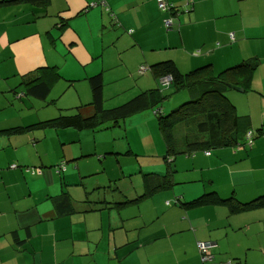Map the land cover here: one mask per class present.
I'll return each instance as SVG.
<instances>
[{
  "label": "crops",
  "instance_id": "crops-1",
  "mask_svg": "<svg viewBox=\"0 0 264 264\" xmlns=\"http://www.w3.org/2000/svg\"><path fill=\"white\" fill-rule=\"evenodd\" d=\"M94 1L50 0L46 10L0 6V264H201L196 243L203 242L211 245L208 264H264V208L233 214L225 205H166L201 192L241 202L264 195V0H191L188 6L163 0L174 5L167 13L157 0H101L99 7ZM59 22L68 27L57 30ZM247 61L257 64L249 87L228 89L226 96L248 119L252 146L245 134L234 147L198 149L168 162L150 114L144 126L155 136L137 148L126 149L118 128L5 133L76 109L90 116L87 78L97 74L104 107L112 108L158 87L152 74H136L140 65L171 62L181 74L210 65L218 74ZM23 75L50 86L45 100L23 94ZM177 99L164 104L166 111L177 108ZM49 106L57 110L46 112ZM124 124L127 132L132 123ZM179 148L185 147L179 142ZM146 156L159 160H137ZM137 177L132 191L121 189ZM155 178L184 185L165 182L155 190Z\"/></svg>",
  "mask_w": 264,
  "mask_h": 264
},
{
  "label": "trees",
  "instance_id": "trees-1",
  "mask_svg": "<svg viewBox=\"0 0 264 264\" xmlns=\"http://www.w3.org/2000/svg\"><path fill=\"white\" fill-rule=\"evenodd\" d=\"M190 2L191 0H186V6ZM49 3L50 0H3L0 1V6L20 7L27 5L36 9L46 10ZM92 5L94 7H99V5L105 6L101 0H95ZM171 7H174V5L171 4ZM159 10L167 13V9ZM177 12L174 14L176 15ZM171 15L173 16L172 13ZM165 20H171L170 16L163 20V24ZM171 26H164V28L170 29ZM56 27L57 30L62 31L68 27V24L66 22H59V26ZM127 34L131 35L132 31H127ZM256 65L252 61H247L230 67L218 74L212 73L210 65L196 68L185 74L179 73L171 62H159L150 66L140 65L136 70V74L138 76L152 74L158 80V87L143 91L127 102L112 108L104 107L102 76L97 74L87 78L91 90V100L84 107H92L94 112L90 116L82 117L78 112L79 109H76V113L60 115L54 120L46 121L41 126L31 125L25 129H13L5 131V133L16 135L25 132L26 129L27 131H31L39 127H72L79 130L108 131L114 128L120 129L122 125H125V121L142 120L145 123L144 116L150 114L149 111H151V119L153 116L156 117L157 131L166 144L164 154V159L166 160L172 158V161L176 155L186 154L198 149L234 147L237 144H241L243 136H246L249 121L246 117H239L236 114L234 105L226 96V91L228 89L235 90L241 88L243 91H246ZM230 76L237 78L238 82H231ZM57 77L58 75L54 74L53 81ZM20 78V85L23 86L25 90L23 94L26 96L33 99L45 100L49 95L50 86L40 79L25 75ZM165 78H169L170 80L165 82ZM168 89L170 90V96L179 93H185L184 95L187 96L185 100L178 98L177 100H179L180 105L170 112L166 111L164 107V101L167 98L165 90ZM247 136L252 146V133H248ZM179 142L185 148L180 149ZM167 161L169 162V160ZM16 167L13 165L10 169H15ZM60 167L62 168V166ZM58 168H56V171L60 172ZM36 170L39 169L23 168V171L27 173L39 174ZM152 176L154 175L148 174L146 177ZM153 180H156L154 182L155 190L161 189L165 185V182L166 184H174L173 181H168L163 178H155ZM178 183L176 182L175 184ZM201 193L203 194L194 199L188 201L174 199L166 203V205L173 204L186 209H195L209 205H225L229 208L230 213L233 214L264 208V195L246 202H241L232 197L220 199L215 193ZM149 194L138 197L133 201L116 203L115 206L123 207L134 201L137 202L142 198L145 199L150 196ZM196 247L200 263H210L213 258L211 248L208 249L211 260L203 262L201 260L203 254L199 248V244L196 243ZM262 252L264 253V250Z\"/></svg>",
  "mask_w": 264,
  "mask_h": 264
},
{
  "label": "rangeland",
  "instance_id": "rangeland-1",
  "mask_svg": "<svg viewBox=\"0 0 264 264\" xmlns=\"http://www.w3.org/2000/svg\"><path fill=\"white\" fill-rule=\"evenodd\" d=\"M165 93L167 94V98L165 99L164 103H170V100L174 99L175 96L178 97V98H181V96L184 95V94H182V95H172V96H170L169 95L170 94V90L169 89L165 90ZM55 110H57V107L49 106V108L47 109L46 112H48V111L49 112H55ZM149 113L151 114V111H149ZM152 119L155 120V122H156V117L155 116H153ZM130 122L132 123V126L127 128V132H125L124 129H122L123 125L121 126L120 129L119 128L117 129L123 134V138H122V140L120 142L125 144L126 149H129V147L131 145H133L135 148H137V146L139 145L140 141H143V142H147L148 141L149 142V141H151L154 138V136H155L153 134L154 133V129H152L150 126H144L145 123H143L142 120H135V121L131 120ZM132 130H135V133L134 134H128ZM155 133L157 134L158 132L155 131ZM99 134H100V132L95 133L96 136L99 135ZM158 135H159V133H158ZM121 159L122 160H128V159L125 158V156H122ZM153 159L154 160H159V158L157 156H153V158H150L149 156H146L145 158H137V160H152V161H153ZM129 160H136V156L129 157ZM143 168L145 170H148L145 167H143ZM138 179L139 178L137 177L135 180H132V182H130L129 180H127L126 182H121L120 183L121 189L126 188L127 191H132L134 189V187L137 185ZM179 181H182V180H179ZM183 185L184 184H182V183L181 184H176V186H180V187H182ZM201 194H203V193H200V194L196 195L195 197L190 198V200L198 197ZM262 250H264V249H262Z\"/></svg>",
  "mask_w": 264,
  "mask_h": 264
},
{
  "label": "built area",
  "instance_id": "built-area-1",
  "mask_svg": "<svg viewBox=\"0 0 264 264\" xmlns=\"http://www.w3.org/2000/svg\"><path fill=\"white\" fill-rule=\"evenodd\" d=\"M157 2H158V7H159V9H161V10L168 9L167 4H166L163 0H157ZM169 5H170V4H169ZM170 6H171V5H170ZM169 9H172V7H170ZM170 25H171V20H166V21L164 22V26H170ZM169 80H170L169 78H165V79H164L165 82H168ZM60 169H61V167L58 168V170H60ZM36 172L39 173V170H36ZM32 173H33V172H32ZM199 248H200V250H201V252H202V254H203V256L201 257V260H202L203 262L210 261L211 258H210V256H209L208 249L211 248V245L208 244V243H201V244H199Z\"/></svg>",
  "mask_w": 264,
  "mask_h": 264
},
{
  "label": "clouds",
  "instance_id": "clouds-1",
  "mask_svg": "<svg viewBox=\"0 0 264 264\" xmlns=\"http://www.w3.org/2000/svg\"><path fill=\"white\" fill-rule=\"evenodd\" d=\"M170 5H171V4H170ZM170 5H169V7H171ZM157 7H158V5H157ZM158 9H159V7H158ZM172 9H173V7H172ZM167 10H168V11H172V10L169 9V8H168ZM165 21H166V20H165ZM165 21H164V22H165ZM163 25H164V24H163ZM170 26H171V25H170Z\"/></svg>",
  "mask_w": 264,
  "mask_h": 264
},
{
  "label": "water",
  "instance_id": "water-1",
  "mask_svg": "<svg viewBox=\"0 0 264 264\" xmlns=\"http://www.w3.org/2000/svg\"><path fill=\"white\" fill-rule=\"evenodd\" d=\"M236 91L243 92V89H235Z\"/></svg>",
  "mask_w": 264,
  "mask_h": 264
}]
</instances>
